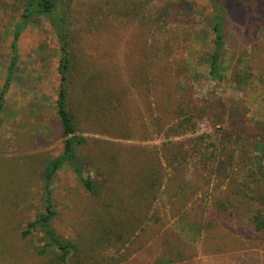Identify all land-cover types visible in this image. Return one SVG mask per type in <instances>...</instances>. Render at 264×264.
I'll return each instance as SVG.
<instances>
[{
    "label": "rangeland",
    "instance_id": "obj_1",
    "mask_svg": "<svg viewBox=\"0 0 264 264\" xmlns=\"http://www.w3.org/2000/svg\"><path fill=\"white\" fill-rule=\"evenodd\" d=\"M23 2L0 0V87ZM214 2L63 0L66 107L90 184L66 165L52 177L49 229L74 245L64 262L56 247L38 253L41 229L21 236L45 212L43 172L63 151L59 44L45 20L27 24L0 110V264H147L156 243L158 264L259 250L209 215L227 208L247 224L264 199V0L217 1L219 78Z\"/></svg>",
    "mask_w": 264,
    "mask_h": 264
},
{
    "label": "trees",
    "instance_id": "obj_2",
    "mask_svg": "<svg viewBox=\"0 0 264 264\" xmlns=\"http://www.w3.org/2000/svg\"><path fill=\"white\" fill-rule=\"evenodd\" d=\"M217 1L218 0H215L212 7L213 12L210 19L211 29L214 34V47L212 53L210 54L209 74L213 77L219 78V57L223 47V20ZM62 2L63 0H24L20 13V20L15 24L12 31L10 42V60L6 68L3 84L0 87V110L2 109L5 95L9 89L17 65V39L29 22L38 18L43 19L49 24L59 44V60L57 66L59 84L56 102V116L63 137V151L59 157L47 164L43 172L45 212L34 221L28 222L26 224V228L21 232V236L25 237L32 230L41 229L48 242L42 246L38 253L42 254L46 249L56 247L59 251V261L64 262L66 257L74 250V245L58 240L49 229V221L55 214L50 201V186L52 177L60 167L66 165L73 171L76 177L83 182L87 190L90 189V184L88 181L83 180L81 169L77 164L75 156V148L82 145L84 140L76 135L73 124V116L66 107L67 84L70 71V60L68 55L69 11L67 6L62 7ZM213 216H217V218H221L222 220L227 219V221L231 222L234 220L235 230L238 233H241L240 236H248L249 238H247V240L255 242L260 247L258 248L259 250L255 251L224 253L222 256H219V258H215L217 259V262H220V264H264V199L260 202V206L256 208L252 220L247 224L243 223L239 216L229 211L227 208L219 207L216 215L210 213L209 217ZM210 224L211 222L209 221L208 225ZM229 225L230 224H228V226ZM147 251L155 256V261L147 264H158L159 261L156 259L159 253V243L154 244ZM260 252H263V254H259ZM197 258L198 257H178L175 260H167L164 263L199 264L201 261L200 259L204 257H199V259Z\"/></svg>",
    "mask_w": 264,
    "mask_h": 264
},
{
    "label": "crops",
    "instance_id": "obj_3",
    "mask_svg": "<svg viewBox=\"0 0 264 264\" xmlns=\"http://www.w3.org/2000/svg\"><path fill=\"white\" fill-rule=\"evenodd\" d=\"M150 255H151V254H150ZM145 258H146V257H145ZM145 258L142 257L141 259H142V260H146ZM151 260H152V257H149V261H151ZM151 262H152V261H151ZM151 262H150V263H151Z\"/></svg>",
    "mask_w": 264,
    "mask_h": 264
}]
</instances>
